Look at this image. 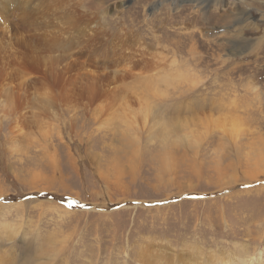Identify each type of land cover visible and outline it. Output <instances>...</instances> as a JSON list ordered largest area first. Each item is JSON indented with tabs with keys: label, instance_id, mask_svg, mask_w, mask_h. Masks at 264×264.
<instances>
[{
	"label": "rangeland",
	"instance_id": "obj_1",
	"mask_svg": "<svg viewBox=\"0 0 264 264\" xmlns=\"http://www.w3.org/2000/svg\"><path fill=\"white\" fill-rule=\"evenodd\" d=\"M158 248L264 264V0H0V264Z\"/></svg>",
	"mask_w": 264,
	"mask_h": 264
},
{
	"label": "bare ground",
	"instance_id": "obj_2",
	"mask_svg": "<svg viewBox=\"0 0 264 264\" xmlns=\"http://www.w3.org/2000/svg\"><path fill=\"white\" fill-rule=\"evenodd\" d=\"M36 38V37H34ZM30 39V38H29ZM38 41V40H37ZM162 78V77H161ZM149 109V107H147ZM12 112V111H11ZM121 116V115H120ZM3 227V234H8V238H14L17 235H19L20 229L17 227H11L8 223H4L2 225ZM154 250V249H153ZM152 250V251H153ZM158 249H155L152 253V257L149 258L148 260H142L141 264H233L234 263V258H229L226 256H221L219 258H217L214 261H195V260H190L187 261L185 259H181V260H176L175 258H170L169 256H167L163 251H157ZM226 257V258H225ZM225 258V259H223ZM227 258L229 259V261L227 262ZM144 259V258H143ZM238 261H241L242 259L237 258ZM254 260V259H253ZM245 261V260H243ZM259 263H261V259H258ZM235 264H238L237 262H235Z\"/></svg>",
	"mask_w": 264,
	"mask_h": 264
},
{
	"label": "snow or ice",
	"instance_id": "obj_3",
	"mask_svg": "<svg viewBox=\"0 0 264 264\" xmlns=\"http://www.w3.org/2000/svg\"><path fill=\"white\" fill-rule=\"evenodd\" d=\"M74 203H75V202L73 201L72 204H74ZM72 204H69L68 206H69V207H72Z\"/></svg>",
	"mask_w": 264,
	"mask_h": 264
}]
</instances>
